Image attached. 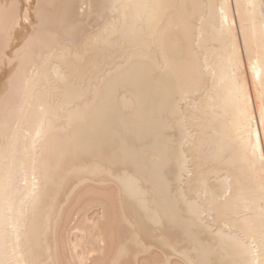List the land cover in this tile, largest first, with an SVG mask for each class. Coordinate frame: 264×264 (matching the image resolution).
I'll list each match as a JSON object with an SVG mask.
<instances>
[{
    "label": "bare ground",
    "instance_id": "6f19581e",
    "mask_svg": "<svg viewBox=\"0 0 264 264\" xmlns=\"http://www.w3.org/2000/svg\"><path fill=\"white\" fill-rule=\"evenodd\" d=\"M96 1L104 12L90 0H0L23 4L30 21L6 40L0 16L10 237L19 221L24 258L38 264H250L229 236L259 239L264 126L253 121L249 135L223 76L229 25L256 44L261 0ZM123 3L164 5L167 30L132 11L114 17ZM81 5L88 18L101 12L84 28Z\"/></svg>",
    "mask_w": 264,
    "mask_h": 264
},
{
    "label": "snow or ice",
    "instance_id": "6c2138e0",
    "mask_svg": "<svg viewBox=\"0 0 264 264\" xmlns=\"http://www.w3.org/2000/svg\"><path fill=\"white\" fill-rule=\"evenodd\" d=\"M165 6L161 4H112L110 6L114 17L116 14H122V19L127 21L129 11L133 12V20L140 22L147 16L150 26L163 31L167 30L165 17L160 10ZM239 7V5H237ZM250 8H255V4L248 5ZM261 7L264 8V0H261ZM39 9V5H37ZM143 10V11H141ZM223 10V9H222ZM0 16L3 17L5 25V39L7 40L8 32L15 29L19 24L29 23V13L25 10L23 4L8 3L0 6ZM224 19L227 21V17ZM40 22L39 12H37L36 24L38 27ZM116 21L114 20V23ZM244 30L243 22L240 25V31ZM231 55L228 61L226 76H223L227 81V89L229 98L238 106L242 122L249 128V135L253 134L252 122L255 121L258 125L264 126V33H261L260 40L256 44H249L247 35L243 44L238 41V35L231 33V25H229ZM27 43V42H26ZM247 53V61L244 60V53ZM223 74L224 69H219ZM249 73L251 78L249 79ZM215 75V73L213 74ZM64 79V77H58ZM40 112H44L43 106L40 107ZM258 113V115H257ZM47 134L44 123L40 122L36 128L32 147L36 148ZM259 140V134L256 133ZM261 168L264 169V154L260 156ZM36 177L33 175V207L38 200L36 197ZM261 208H260V232L259 239L253 236L249 241L248 238H237L229 236V239L235 241L236 245L245 250L251 257L250 264H264V181L261 185ZM10 213L13 211L11 206L7 209ZM23 215V212L20 213ZM9 217L4 211H0V264H38L36 261H29L24 258V252L21 248V228L19 221H14L11 224V237L8 232ZM127 249H121V255H126ZM249 264V262H245Z\"/></svg>",
    "mask_w": 264,
    "mask_h": 264
},
{
    "label": "rangeland",
    "instance_id": "374dc122",
    "mask_svg": "<svg viewBox=\"0 0 264 264\" xmlns=\"http://www.w3.org/2000/svg\"><path fill=\"white\" fill-rule=\"evenodd\" d=\"M90 1H93L94 4H98V5H94V4L91 3V5H92V8H91V9H92V10L89 9V12L91 11V13H93V12L97 11L99 8H102V7H99V5H101V3L99 4V2H97V1H96L97 3H95V0H90ZM89 3H90V2H89ZM86 5H88L87 7H89L90 4H86ZM84 6H85V5H84ZM84 6L81 5V6H79V7L77 8V15L79 16V20H81V24H80L81 27L79 26L80 28H84V27H86L87 24H90V22H93V21H91V20H93V19L95 20V18H98V17H99V14H100L101 12H104V11H103L104 7H103V9H99V11H101V10H102V11H101L100 13L98 12V13H97L98 15H95V13H94V15L91 16L90 13H89L90 18H88V17H89V16L87 15V14H88V10H87L88 8L86 9V8H85L86 6H85V7H84ZM101 6H103V5H101ZM79 8H81V9L79 10ZM85 9H86L87 12L84 11ZM82 11H83V12H82ZM92 11H93V12H92ZM82 13H83V14H82ZM84 13H86V14H84ZM81 14H82V15H81ZM102 14H103V16H104V13H102ZM85 15H86V16H85ZM80 16H81V17H80ZM87 16H88V17H87ZM93 16H95V18H94ZM100 16H102V15H100ZM91 17H93V19H92ZM86 19H90V20H89L90 22L87 21Z\"/></svg>",
    "mask_w": 264,
    "mask_h": 264
}]
</instances>
